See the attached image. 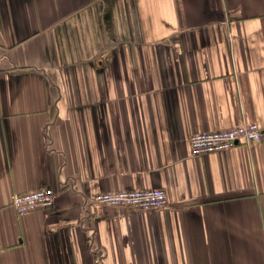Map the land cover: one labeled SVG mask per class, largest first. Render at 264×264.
<instances>
[{"label":"crops","instance_id":"1","mask_svg":"<svg viewBox=\"0 0 264 264\" xmlns=\"http://www.w3.org/2000/svg\"><path fill=\"white\" fill-rule=\"evenodd\" d=\"M256 144L191 157L241 124ZM48 187L19 215L13 195ZM160 188L163 209L94 205ZM0 264H264V0H0Z\"/></svg>","mask_w":264,"mask_h":264},{"label":"built area","instance_id":"2","mask_svg":"<svg viewBox=\"0 0 264 264\" xmlns=\"http://www.w3.org/2000/svg\"><path fill=\"white\" fill-rule=\"evenodd\" d=\"M261 130L255 124H241L221 131L196 133L189 137L191 157H200L225 152L239 144L251 145L260 141ZM167 195L163 189L153 188L135 191L97 193L89 198L94 205L127 208L139 211L163 209L167 206ZM55 193L44 187L13 195L11 206L19 215L36 210H46L53 205ZM1 249V247H0Z\"/></svg>","mask_w":264,"mask_h":264}]
</instances>
